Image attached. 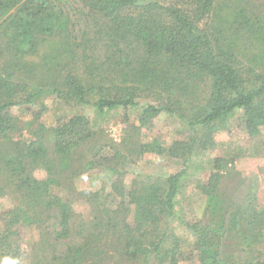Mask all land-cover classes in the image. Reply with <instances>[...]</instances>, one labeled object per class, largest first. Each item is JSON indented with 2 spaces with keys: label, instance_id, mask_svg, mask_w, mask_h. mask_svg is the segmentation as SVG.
<instances>
[{
  "label": "trees",
  "instance_id": "trees-1",
  "mask_svg": "<svg viewBox=\"0 0 264 264\" xmlns=\"http://www.w3.org/2000/svg\"><path fill=\"white\" fill-rule=\"evenodd\" d=\"M52 97L138 112L117 144L87 115L48 127ZM162 114L180 136L145 141ZM263 131L264 0H0V264H264L263 184L235 167ZM146 155L181 169L134 172ZM85 174L107 186L79 189ZM189 184L201 217L178 212Z\"/></svg>",
  "mask_w": 264,
  "mask_h": 264
},
{
  "label": "rangeland",
  "instance_id": "rangeland-1",
  "mask_svg": "<svg viewBox=\"0 0 264 264\" xmlns=\"http://www.w3.org/2000/svg\"><path fill=\"white\" fill-rule=\"evenodd\" d=\"M82 22L85 23L84 21ZM45 103L47 109L44 112L42 121L48 127H53L58 119L63 116L87 115L93 120L95 128L99 131L103 130L105 135L108 136V141L117 144H120L123 141L127 127V120L134 122L138 112L134 109L129 111L121 109L116 112H111L105 117H101L97 115L95 110L91 107L66 105L54 97L45 99ZM34 110L35 108L32 106H16L11 111L14 116L18 117L20 123L25 126L31 124L34 118ZM234 126L236 128L237 123L234 122ZM181 132L182 130L176 120L171 119L166 114H162L155 120L154 129L151 132L144 134L143 138L145 141L158 139L165 142H171L176 137H179ZM237 134L238 137L236 138L237 135L234 137L235 144H238V146L250 147L249 141L244 138L246 134L239 127L237 129ZM226 137L227 136L224 132L222 138L226 139ZM217 152L219 153V150ZM235 167L237 170L244 172L245 174L252 173L259 175L264 189V154L256 156L251 151L243 158L237 160L235 162ZM179 169H181V167L176 162L167 161L155 155H146L133 170L134 172L143 174L168 175ZM41 174L43 176L44 172H41ZM195 176H199V174H196ZM107 178L108 177L103 175L85 174L79 178L77 184L79 189L97 191L104 185L107 186ZM130 179L131 178L128 179V182H130ZM196 179L197 178L195 177H191V181ZM194 190L195 185L189 184L188 188L181 194L180 206L178 209L180 216H185L187 218L201 217L203 200ZM10 201V199H0V212L10 207ZM76 211L82 214L85 219L90 218L91 212L87 204L80 203L76 205ZM24 234V245L26 250H28L30 249V244L37 240L38 235L35 229H25ZM182 235L186 236L187 234L183 232ZM187 237L189 238V235ZM24 264H27L26 260Z\"/></svg>",
  "mask_w": 264,
  "mask_h": 264
},
{
  "label": "water",
  "instance_id": "water-1",
  "mask_svg": "<svg viewBox=\"0 0 264 264\" xmlns=\"http://www.w3.org/2000/svg\"><path fill=\"white\" fill-rule=\"evenodd\" d=\"M155 261H156V256L153 255V257H152V259H151L149 264H155Z\"/></svg>",
  "mask_w": 264,
  "mask_h": 264
},
{
  "label": "clouds",
  "instance_id": "clouds-1",
  "mask_svg": "<svg viewBox=\"0 0 264 264\" xmlns=\"http://www.w3.org/2000/svg\"><path fill=\"white\" fill-rule=\"evenodd\" d=\"M3 264H14V262H13V261H10V260H5V261L3 262Z\"/></svg>",
  "mask_w": 264,
  "mask_h": 264
}]
</instances>
